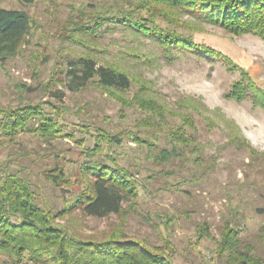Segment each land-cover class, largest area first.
I'll return each mask as SVG.
<instances>
[{
	"label": "rangeland",
	"instance_id": "obj_1",
	"mask_svg": "<svg viewBox=\"0 0 264 264\" xmlns=\"http://www.w3.org/2000/svg\"><path fill=\"white\" fill-rule=\"evenodd\" d=\"M0 9L24 11L32 21L18 53L0 60V107L42 105L59 130L54 137L0 136V174L25 179L36 204L57 212L84 189L86 156L115 164L136 185L120 215L96 219L73 211L54 224L82 239L119 233L173 264H249L246 255L264 260V110L249 98L238 103L226 97L242 78L232 65L264 91L263 40L158 20L232 65L175 52L168 61L155 42L109 22L116 12L144 15L133 0H0ZM101 18L95 36L81 32ZM81 56L121 66L130 89L109 91L94 83L67 91L59 81L67 62ZM55 91L61 101L52 98ZM56 168L63 172L57 187L51 181ZM227 231L242 256L221 249ZM0 264L15 263L2 255ZM18 264L34 263L25 257Z\"/></svg>",
	"mask_w": 264,
	"mask_h": 264
},
{
	"label": "trees",
	"instance_id": "obj_2",
	"mask_svg": "<svg viewBox=\"0 0 264 264\" xmlns=\"http://www.w3.org/2000/svg\"><path fill=\"white\" fill-rule=\"evenodd\" d=\"M29 1V0H26ZM139 14L116 12L110 16L113 26L121 27L135 35L155 42L166 53V59L173 61L171 52L188 53L196 58L218 60L232 65L231 60L221 52L196 44L188 34L169 26L163 28L158 20L175 27L195 31L203 25L217 27L224 32L240 37L252 35L264 41V0H133ZM184 17L186 20H183ZM83 26L81 32L95 36V29L102 25ZM99 26V27H98ZM32 21L20 10L0 9V60H6L18 53L29 36ZM241 71V80L235 82L227 98L238 103L249 98L254 107L264 110V91ZM71 92H79L88 85L96 84L104 90L126 92L131 87V78L121 66L98 64L94 57L81 56L69 60L59 81ZM62 94L55 91L52 98L62 100ZM42 105H24L18 108L0 107V136L12 141L19 133H40L56 135L58 124L43 110ZM112 144H120L119 138L109 137ZM94 152V151H93ZM84 189L69 206L54 212L44 210L36 204L28 182L12 172L0 174V256L10 257L13 263H20L25 257L34 264H173L165 255L157 253L143 243L112 233L102 240L82 239L54 224L55 219L79 211L86 217L103 219L120 215L122 206L136 190L130 175L123 169L107 165L90 156L81 164ZM57 175L51 178L54 186L63 182V172L56 168ZM206 225L201 229L207 233ZM221 249L242 256L234 233H224ZM249 264H264L245 256Z\"/></svg>",
	"mask_w": 264,
	"mask_h": 264
}]
</instances>
